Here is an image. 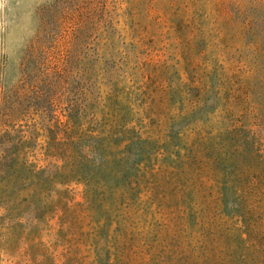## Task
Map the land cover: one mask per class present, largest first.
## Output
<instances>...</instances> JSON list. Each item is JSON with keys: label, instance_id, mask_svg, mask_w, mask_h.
I'll return each instance as SVG.
<instances>
[{"label": "rangeland", "instance_id": "374dc122", "mask_svg": "<svg viewBox=\"0 0 264 264\" xmlns=\"http://www.w3.org/2000/svg\"><path fill=\"white\" fill-rule=\"evenodd\" d=\"M6 2L0 264L146 262L123 223L143 214L175 230L177 214L158 204L189 152L250 173L252 227L264 230V0ZM203 181L222 198L221 181ZM133 198L153 205L146 216ZM232 204L220 219L228 235L240 225ZM176 246L172 264H183ZM244 246L264 264V245Z\"/></svg>", "mask_w": 264, "mask_h": 264}, {"label": "trees", "instance_id": "16d2710c", "mask_svg": "<svg viewBox=\"0 0 264 264\" xmlns=\"http://www.w3.org/2000/svg\"><path fill=\"white\" fill-rule=\"evenodd\" d=\"M217 158L216 165H212L209 161L200 159L195 153L189 152L172 165L174 171L164 176L170 187L164 191L163 196L166 199L158 204V209L171 210L170 214H177L178 220H174L173 224L175 230L168 227L164 229L158 220L150 222L143 218V214L137 221L123 223L124 232L131 238V245H134L135 250L140 252L147 250L148 253H152L151 259L141 261L140 264H172L169 247L176 245L180 256L185 257L183 264H231V262L251 264L245 252L239 253L236 250L238 247L243 249L244 245H264V230L259 232L261 235H256L252 227L251 213L255 209L251 207L249 196L252 191L247 188L246 182L250 173L237 163L226 166L227 162L225 163L222 157ZM205 175H210L223 183L220 186L222 198L214 197V186L206 187L203 181ZM173 196H176V200L172 199ZM133 199L130 208L142 210L144 214L153 206H144L145 204ZM214 201H220L221 205L214 208ZM228 202L233 203L229 215L237 217L240 222L237 231L235 227L229 228V231H233L230 235L220 223L223 207ZM188 216L193 220L192 228L186 226V221L183 220ZM132 217L128 215L127 219ZM141 223L148 224L151 228L143 227L138 233L129 229V226L134 224L136 230ZM257 236L260 237V242ZM222 245L237 247L231 248L230 251L227 250L230 247Z\"/></svg>", "mask_w": 264, "mask_h": 264}, {"label": "clouds", "instance_id": "9594fccd", "mask_svg": "<svg viewBox=\"0 0 264 264\" xmlns=\"http://www.w3.org/2000/svg\"><path fill=\"white\" fill-rule=\"evenodd\" d=\"M0 7L8 8L9 5L7 4L6 0H0Z\"/></svg>", "mask_w": 264, "mask_h": 264}]
</instances>
